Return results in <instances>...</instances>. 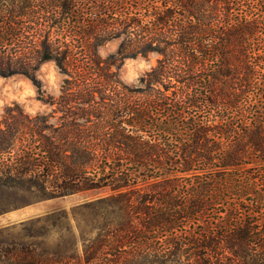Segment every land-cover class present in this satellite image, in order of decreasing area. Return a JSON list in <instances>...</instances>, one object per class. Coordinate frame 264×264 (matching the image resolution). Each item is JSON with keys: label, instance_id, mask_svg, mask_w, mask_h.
Segmentation results:
<instances>
[{"label": "trees", "instance_id": "obj_1", "mask_svg": "<svg viewBox=\"0 0 264 264\" xmlns=\"http://www.w3.org/2000/svg\"><path fill=\"white\" fill-rule=\"evenodd\" d=\"M152 53L137 84L120 79ZM47 60L64 78L44 101L63 116L48 134L43 115L3 121L0 210L15 187L103 193L21 221L28 239L0 243L1 258L264 264V0H0V75L40 95Z\"/></svg>", "mask_w": 264, "mask_h": 264}, {"label": "rangeland", "instance_id": "obj_2", "mask_svg": "<svg viewBox=\"0 0 264 264\" xmlns=\"http://www.w3.org/2000/svg\"><path fill=\"white\" fill-rule=\"evenodd\" d=\"M46 7V8H45ZM45 9L51 10L47 6L37 8L39 13H45ZM46 16V15H45ZM119 39H112L105 42L98 49L99 54L103 57L116 50ZM156 54H150L148 57L138 56L136 58H127L118 70L120 79L128 84L135 85L138 83L139 76L146 70L150 69L156 63ZM37 77L40 79L42 92L38 93L37 88L29 78L22 74H13L9 76L0 75V127L3 128V121L10 120L11 116L21 118L20 112L30 116L37 114L43 115L41 118L42 126L48 127L43 130L48 134L50 129L56 127L61 122L62 112L59 110L58 104L47 103L45 101H58L60 99V85L64 75L58 70L54 61H43L38 70ZM40 97H43L40 99ZM45 100V101H44ZM15 118L12 119V122ZM30 136L28 137V141ZM12 191V204L0 210V243L9 242L10 240L20 241L26 240L27 231L23 229L20 222L38 215H43L46 212L55 208H65L69 210L78 202L84 201L94 195L102 194L103 192L95 190L93 192H84L63 197L50 198H27L26 191L23 188L15 187L8 189ZM4 203V202H3ZM5 205V204H4ZM37 206L40 211L32 213L31 210ZM225 206L216 205V210H224ZM239 212V210H237ZM23 213L25 215L23 216ZM20 215V216H19ZM57 239L55 233L50 234L46 240L47 244H53ZM239 258H237L238 261ZM0 264H16L12 259L1 258ZM242 264V263H239Z\"/></svg>", "mask_w": 264, "mask_h": 264}, {"label": "crops", "instance_id": "obj_3", "mask_svg": "<svg viewBox=\"0 0 264 264\" xmlns=\"http://www.w3.org/2000/svg\"><path fill=\"white\" fill-rule=\"evenodd\" d=\"M38 211H40V209L37 207V206H34L33 208H32V210H31V212L32 213H36V212H38ZM25 215V213H23V216ZM20 216V215H19Z\"/></svg>", "mask_w": 264, "mask_h": 264}]
</instances>
